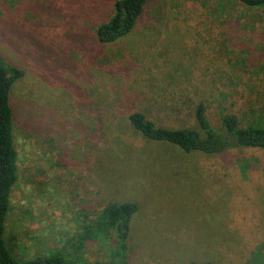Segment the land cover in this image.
<instances>
[{
    "label": "rangeland",
    "instance_id": "obj_1",
    "mask_svg": "<svg viewBox=\"0 0 264 264\" xmlns=\"http://www.w3.org/2000/svg\"><path fill=\"white\" fill-rule=\"evenodd\" d=\"M119 0H0L18 179L5 239L21 261H119V236L74 244L113 204L136 203L127 264H264V150L186 153L129 122L198 129L224 114L264 127V9L232 0H150L134 30H96ZM81 250V248H80ZM76 258L78 260H76Z\"/></svg>",
    "mask_w": 264,
    "mask_h": 264
},
{
    "label": "trees",
    "instance_id": "obj_2",
    "mask_svg": "<svg viewBox=\"0 0 264 264\" xmlns=\"http://www.w3.org/2000/svg\"><path fill=\"white\" fill-rule=\"evenodd\" d=\"M150 0H119L113 17L96 30L98 40L111 44L129 35L135 28ZM250 8L264 9V0H232ZM25 76L17 66L7 65L0 57V264H77L75 260L53 254L30 261H21L10 250L5 239L6 219L10 208L11 194L18 179V152L14 141V110L11 105V90ZM195 118L198 129H167L156 126L142 113L129 117L132 127L151 141L167 143L186 153L200 152L219 155L232 148L251 147L264 150V127L242 126L238 117L224 114L219 126L210 121L204 102L196 106ZM139 211L136 203L113 204L106 207L99 218L83 228L74 244L76 253H81L87 241H96L115 231L119 243L115 254L119 261L95 264H127L122 254L127 249L130 225ZM81 248V250H80ZM76 260H78L76 258ZM190 264H214L197 263Z\"/></svg>",
    "mask_w": 264,
    "mask_h": 264
}]
</instances>
